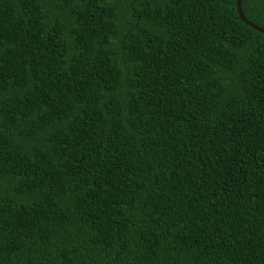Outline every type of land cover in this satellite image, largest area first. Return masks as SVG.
Segmentation results:
<instances>
[{
  "label": "trees",
  "instance_id": "16d2710c",
  "mask_svg": "<svg viewBox=\"0 0 264 264\" xmlns=\"http://www.w3.org/2000/svg\"><path fill=\"white\" fill-rule=\"evenodd\" d=\"M236 1L0 0V264H264V35Z\"/></svg>",
  "mask_w": 264,
  "mask_h": 264
},
{
  "label": "water",
  "instance_id": "95a60500",
  "mask_svg": "<svg viewBox=\"0 0 264 264\" xmlns=\"http://www.w3.org/2000/svg\"><path fill=\"white\" fill-rule=\"evenodd\" d=\"M241 2L242 0H237L236 1V10H237V14L239 19L246 24L247 26H249L250 28H252L253 30L262 33L264 35V30L255 26L254 24L250 23L247 19H245V17L243 16L242 10H241Z\"/></svg>",
  "mask_w": 264,
  "mask_h": 264
}]
</instances>
